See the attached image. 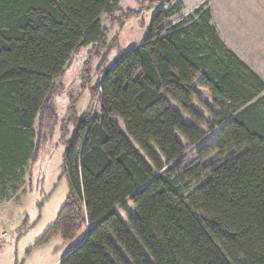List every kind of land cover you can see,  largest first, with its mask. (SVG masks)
Wrapping results in <instances>:
<instances>
[{"label":"trees","instance_id":"trees-1","mask_svg":"<svg viewBox=\"0 0 264 264\" xmlns=\"http://www.w3.org/2000/svg\"><path fill=\"white\" fill-rule=\"evenodd\" d=\"M120 1L0 0V191L17 188L52 125L69 191L38 244L85 232L62 264H264V80L209 3L179 17L181 0L126 12ZM157 6L147 37L109 66L121 50L104 20L122 26ZM87 47L82 93L100 111L80 115L71 100L61 117L57 81Z\"/></svg>","mask_w":264,"mask_h":264},{"label":"rangeland","instance_id":"rangeland-1","mask_svg":"<svg viewBox=\"0 0 264 264\" xmlns=\"http://www.w3.org/2000/svg\"><path fill=\"white\" fill-rule=\"evenodd\" d=\"M119 4L124 12L128 10L139 11L147 7L144 0H122ZM159 8L160 6H157L145 11L143 17L139 19L140 21L136 18L126 20L122 26L117 23L111 25L109 21L104 20V26L110 29L109 47L118 44V48L121 50H113L110 53L109 66H112L117 59L122 57V54L128 52L147 37L150 23ZM256 14L253 18H249L252 21L246 24H238L242 30L239 28L236 34H240L238 35L241 44L239 45L240 49L248 48L247 53L252 58L251 61L256 64L264 78V12L259 10ZM117 16L122 21L123 13ZM241 21L243 19H240ZM140 22L144 23V26H141ZM90 52H92V47L80 50L68 62L66 72L57 81L59 82V90L53 98V104L58 108L61 117L65 115L71 100L76 102L80 115L85 113L98 114L100 111L98 95L92 89L87 88L82 93L84 88L82 89L81 75ZM106 52H101L100 56H95L91 63L93 89L101 79V75L96 73L104 61ZM199 96L203 101L209 102L205 95ZM173 106L177 109L175 104ZM195 108L208 117L199 105L195 104ZM50 128L49 131L46 128L42 130L44 137L46 134L47 137L44 143L42 140L41 156L39 155L36 162L29 163L25 169V176L17 184V188H13L12 184H9L0 191V193L9 196L10 203L8 205L12 206L11 216L8 215L4 219L6 228L0 231L9 234V239L0 243V264H54L64 259L85 236V232L81 231L74 240L65 241L58 234L47 242L38 244L47 230L56 222L69 191L66 181H59L66 145L60 144L61 133L59 128L54 130L52 125ZM70 131L68 140L73 139L74 127H71ZM209 137L210 133L208 132Z\"/></svg>","mask_w":264,"mask_h":264},{"label":"crops","instance_id":"crops-1","mask_svg":"<svg viewBox=\"0 0 264 264\" xmlns=\"http://www.w3.org/2000/svg\"><path fill=\"white\" fill-rule=\"evenodd\" d=\"M184 4V9L180 16H187L191 14L198 7L209 3L214 22L222 35V38L226 44L244 61L248 66H250L263 80V76L256 64L251 61L248 52V48L240 49L238 35L236 31L240 28L238 24H246L252 20L256 13L260 10L264 12V0H181ZM257 11V12H255ZM240 19L243 21L240 22ZM245 21V22H244ZM242 30V28H240ZM1 198V197H0ZM18 202V201H17ZM10 199L3 198L0 200V231L6 228L4 225L5 217L11 216L10 211L12 206L8 205ZM16 208V207H15ZM17 209V208H16ZM9 211V212H8ZM8 213V214H7ZM12 213V212H11ZM62 260V259H61ZM60 261V260H59Z\"/></svg>","mask_w":264,"mask_h":264},{"label":"built area","instance_id":"built-area-1","mask_svg":"<svg viewBox=\"0 0 264 264\" xmlns=\"http://www.w3.org/2000/svg\"><path fill=\"white\" fill-rule=\"evenodd\" d=\"M9 239V234L7 232H0V243L7 241ZM54 264H62V260L57 261Z\"/></svg>","mask_w":264,"mask_h":264}]
</instances>
